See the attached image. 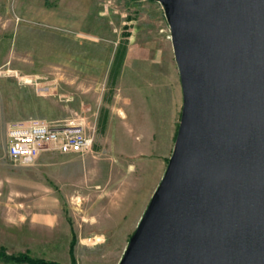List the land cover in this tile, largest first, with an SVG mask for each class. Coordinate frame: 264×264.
Listing matches in <instances>:
<instances>
[{"label": "rangeland", "instance_id": "rangeland-1", "mask_svg": "<svg viewBox=\"0 0 264 264\" xmlns=\"http://www.w3.org/2000/svg\"><path fill=\"white\" fill-rule=\"evenodd\" d=\"M169 37L153 0H0V161L28 171L6 152L7 128L19 119L80 124L92 137L75 191L52 185L60 202L34 201L35 210L62 207L57 226L17 223L0 185V245L8 253L72 264L73 232L75 264L118 263L178 127L182 96Z\"/></svg>", "mask_w": 264, "mask_h": 264}, {"label": "water", "instance_id": "water-1", "mask_svg": "<svg viewBox=\"0 0 264 264\" xmlns=\"http://www.w3.org/2000/svg\"><path fill=\"white\" fill-rule=\"evenodd\" d=\"M182 105L117 264H264V0H153Z\"/></svg>", "mask_w": 264, "mask_h": 264}, {"label": "crops", "instance_id": "crops-1", "mask_svg": "<svg viewBox=\"0 0 264 264\" xmlns=\"http://www.w3.org/2000/svg\"><path fill=\"white\" fill-rule=\"evenodd\" d=\"M105 107L109 106L105 105ZM112 107H114L113 104ZM18 108L22 109L21 106H18ZM16 114L25 115L21 112H17ZM118 116H120L119 118L121 121H124L120 114ZM24 120L25 119H19L11 124L22 122ZM105 121L107 122V120ZM156 132L154 138H151L152 142L150 141L154 146L157 145V142L162 141L161 135L159 134L160 130L158 133ZM171 139L172 135H170L167 140ZM2 153L3 151L0 153V158H2ZM149 161H146V163ZM5 162L6 161H0V185H7L12 196L11 213L13 215V220H16L19 224H23L28 220L31 224L40 222L41 224H46L50 227L57 226V221L64 219V210L62 211V207L59 206L52 211L35 210L34 201L35 199H41L42 202L45 200L51 201L53 198L54 202H60L53 194L51 188L52 185H54L53 188H57L60 191L63 187L69 186V188L66 187L65 190L68 189V193L66 194L71 195L76 189L74 185L83 179L84 161L82 155L77 153H61L56 150L42 151L36 158L35 162L32 165L27 166L26 170L28 171L26 173L24 172L25 169L23 167L10 166L9 163ZM161 165H163V163H156V173L161 171ZM147 167L148 166H146V169ZM151 187L152 185L148 188L149 192L147 195L150 194L147 197L145 196L144 199H149L152 192ZM139 215L140 214L137 215L134 222L138 220ZM105 220L106 222H111V217H105Z\"/></svg>", "mask_w": 264, "mask_h": 264}, {"label": "built area", "instance_id": "built-area-1", "mask_svg": "<svg viewBox=\"0 0 264 264\" xmlns=\"http://www.w3.org/2000/svg\"><path fill=\"white\" fill-rule=\"evenodd\" d=\"M8 159L15 165H32L42 151L83 155L91 146L92 137L80 124L51 125L30 118L11 124L7 129Z\"/></svg>", "mask_w": 264, "mask_h": 264}, {"label": "trees", "instance_id": "trees-1", "mask_svg": "<svg viewBox=\"0 0 264 264\" xmlns=\"http://www.w3.org/2000/svg\"><path fill=\"white\" fill-rule=\"evenodd\" d=\"M76 240V235L72 232L68 250L72 264H75L73 252ZM0 262L2 264H62L54 260L31 256L28 252L8 253L3 245H0Z\"/></svg>", "mask_w": 264, "mask_h": 264}]
</instances>
